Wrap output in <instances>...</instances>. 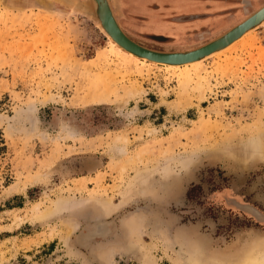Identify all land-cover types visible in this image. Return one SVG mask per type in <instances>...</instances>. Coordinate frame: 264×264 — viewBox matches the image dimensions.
<instances>
[{"label":"rangeland","instance_id":"374dc122","mask_svg":"<svg viewBox=\"0 0 264 264\" xmlns=\"http://www.w3.org/2000/svg\"><path fill=\"white\" fill-rule=\"evenodd\" d=\"M110 1L152 49L216 36L159 19L192 0ZM108 48L53 0H0V264H195L264 236V25L186 73Z\"/></svg>","mask_w":264,"mask_h":264},{"label":"water","instance_id":"95a60500","mask_svg":"<svg viewBox=\"0 0 264 264\" xmlns=\"http://www.w3.org/2000/svg\"><path fill=\"white\" fill-rule=\"evenodd\" d=\"M53 1L73 13L80 14L92 20L104 35H108L122 49L133 53L139 58H143L147 61L154 62L156 63V65L161 66L165 64L183 65L186 63H191L193 61L206 60L210 58L213 53H216L221 49L225 48L227 45H229L235 39L239 38L245 32L251 29L256 30L260 26L264 25L263 3L234 26L225 30L213 39L203 44H200L194 48L172 51L157 50L146 47L134 41L125 33L116 18L110 0ZM236 206L241 208L237 204ZM260 216L263 217L262 215Z\"/></svg>","mask_w":264,"mask_h":264},{"label":"crops","instance_id":"0c3cea01","mask_svg":"<svg viewBox=\"0 0 264 264\" xmlns=\"http://www.w3.org/2000/svg\"><path fill=\"white\" fill-rule=\"evenodd\" d=\"M192 1H195L199 5V7L202 8L201 11L190 14L186 12L177 13L175 11H172L169 12L167 16L162 14V11L158 15L159 19L163 18L165 21H170L172 23L178 24V26L181 28L180 34H184L186 37L195 34L197 35L201 32H210L212 34L215 33L216 36H218L225 30L243 20L250 12L264 3L263 0ZM157 7L158 6L154 5L155 9H157ZM251 7H253V10L251 9ZM134 19L136 21L143 20L142 17H137ZM188 23L190 24L188 25Z\"/></svg>","mask_w":264,"mask_h":264},{"label":"bare ground","instance_id":"6f19581e","mask_svg":"<svg viewBox=\"0 0 264 264\" xmlns=\"http://www.w3.org/2000/svg\"><path fill=\"white\" fill-rule=\"evenodd\" d=\"M112 4V2H111ZM254 30L251 29L241 35L239 38L235 39L225 48L221 49L220 51L213 53L212 56H217L225 51H229L232 49L237 43L246 41L251 35ZM109 38V51L112 52L114 55L129 61L135 64H143V65H155L156 63L147 61L143 58H139L133 53L122 49L119 45H117L108 35ZM204 60L193 61L191 63H186L183 65H163V68L167 71H180L179 73H186L193 68L198 67ZM101 225V224H98ZM96 227V226H95ZM105 231L102 226H97L96 232L101 233ZM95 232V231H94ZM93 233V232H92ZM91 233V234H92ZM194 251V250H193ZM197 256H195V264H264V236H254L250 237L244 241L236 242V245L230 246L229 248L225 249L224 251H216L217 256L215 258H204L202 255V251H200ZM180 262V261H179ZM148 264H155L153 262ZM180 264V263H179Z\"/></svg>","mask_w":264,"mask_h":264},{"label":"trees","instance_id":"16d2710c","mask_svg":"<svg viewBox=\"0 0 264 264\" xmlns=\"http://www.w3.org/2000/svg\"><path fill=\"white\" fill-rule=\"evenodd\" d=\"M157 36H159V35H157ZM163 36H164V35H161L160 37H162V38L176 39V37H168V36L163 37ZM2 140H3V139H2V137H1V132H0V141H2ZM3 149H5V146H4V145L0 147V150H3Z\"/></svg>","mask_w":264,"mask_h":264},{"label":"flooded vegetation","instance_id":"af4514ba","mask_svg":"<svg viewBox=\"0 0 264 264\" xmlns=\"http://www.w3.org/2000/svg\"><path fill=\"white\" fill-rule=\"evenodd\" d=\"M251 9L253 10V7H251Z\"/></svg>","mask_w":264,"mask_h":264}]
</instances>
